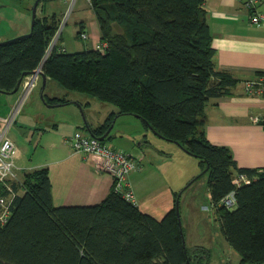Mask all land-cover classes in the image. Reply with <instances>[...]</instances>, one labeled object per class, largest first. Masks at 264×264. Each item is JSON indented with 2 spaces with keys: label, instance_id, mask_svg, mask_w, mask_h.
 <instances>
[{
  "label": "trees",
  "instance_id": "obj_1",
  "mask_svg": "<svg viewBox=\"0 0 264 264\" xmlns=\"http://www.w3.org/2000/svg\"><path fill=\"white\" fill-rule=\"evenodd\" d=\"M205 3L90 0L100 42L108 47L63 52L59 34L43 72L66 91H76L80 83L85 94L115 108L104 124L91 129L94 135L103 136L116 118L135 116L150 129L147 121L154 134L199 158L202 172L208 167L203 175L208 176L224 237L241 256V264H264V173L239 168L227 147L210 143L205 135L210 100L227 95L237 83L217 68ZM60 24L58 14L37 15L30 38L0 46V92L12 93L23 74L39 67ZM82 30L80 26V39ZM44 101L69 103L46 94ZM239 174L250 182L235 185ZM9 183L15 196L10 219L0 226V264L207 263L205 251L186 247L176 208L179 193L174 207L157 220L117 193L114 185L97 205L55 206L47 168ZM9 194L8 186L0 183V197ZM231 194L235 204L227 207L222 201Z\"/></svg>",
  "mask_w": 264,
  "mask_h": 264
},
{
  "label": "crops",
  "instance_id": "obj_2",
  "mask_svg": "<svg viewBox=\"0 0 264 264\" xmlns=\"http://www.w3.org/2000/svg\"><path fill=\"white\" fill-rule=\"evenodd\" d=\"M86 1L91 6L90 2ZM69 7L70 0H51L44 1L42 4L46 15L58 14L59 17L65 16ZM205 7L213 36V47L216 50L217 68L232 74L237 81L227 95L210 100L206 109L205 135L210 143L227 147L239 168L252 169L260 175L264 173V123L259 121L264 118V90L258 86L253 93H247L245 81L264 80V21L253 23L252 14L244 6V0H206ZM81 26L82 32L87 33L85 25ZM59 46L63 52H68L65 44ZM93 46L86 49H95ZM50 83H53L52 88ZM42 86L43 78L21 105L20 113L8 131V136L17 147L14 157L18 169L17 180L14 181L23 180L26 173L47 168L55 206L97 205L110 193L114 179L110 174L97 169L92 156L75 152L69 146L67 140L75 131L80 130L89 134L82 116H79L77 111H72L69 119H66L69 124L76 126L72 132L64 134L62 139L55 143L45 140L48 135L45 137L44 133L57 130L58 126L56 119L44 114L45 111L73 103L72 101L67 104L45 103L42 97L44 94L47 98L67 100V95L71 91H66L48 77L45 90ZM38 90L40 93H36ZM36 94L39 96L36 97ZM21 99L22 85L15 94L0 92V129L4 127L3 120L12 115L13 109L18 106ZM107 106V111L100 115H94V112H89L87 109L86 119L91 129L104 124L114 111L115 108L112 105L107 103ZM136 126L133 134L128 135L121 131L123 135L120 139H116L114 125L112 137L106 143L139 160L140 169L129 174V183L134 197L142 212L161 220L174 207L176 195L183 185L182 179L172 177V181H176L172 184L168 177L172 171L171 164L176 165L173 158L179 145L159 136L149 135L150 138L145 141V144L140 142L138 145L142 150L136 149L134 140L145 136L144 129L152 132L145 124L144 129L140 124ZM11 130L14 131L13 136L10 133ZM113 139H116L117 144L111 143ZM130 140L133 141L130 142ZM34 147L36 152L42 150L49 153V159L42 161L37 157L35 161L31 157ZM178 173L180 177H185L181 169H178ZM9 181L7 186H10ZM135 187L139 188L141 195L136 193ZM205 188L207 195L204 201H208L210 191L207 184ZM186 190L181 191L184 193ZM18 194L23 195L24 190L20 189Z\"/></svg>",
  "mask_w": 264,
  "mask_h": 264
},
{
  "label": "rangeland",
  "instance_id": "obj_3",
  "mask_svg": "<svg viewBox=\"0 0 264 264\" xmlns=\"http://www.w3.org/2000/svg\"><path fill=\"white\" fill-rule=\"evenodd\" d=\"M35 1L36 0H0L1 41L30 32L32 20L29 12L33 8ZM43 3L44 2H42L39 6L37 14L38 17L45 14L42 9ZM76 5L77 6L74 7L70 6L66 15L60 17V28L61 26H63V28L61 29L58 43L65 44L68 52L71 53L80 52L92 45H94L93 47L95 49H98L101 45V32L95 12L86 0H77ZM5 18H7V21ZM82 24L85 25V30L89 36L87 41H83L78 38V31ZM49 85L52 88L53 83H50ZM36 93H40V91L38 90ZM38 96L39 95L36 94V97ZM67 98L70 102H78L79 100V104H81L82 109L76 104H69L65 107L46 110V113L44 114L50 115V118L54 117L58 124L57 130L44 133L45 137L48 135L45 139L46 141L50 140L54 143L58 142L62 139L64 134H69L73 129H75L76 126L69 124V121L66 120L67 118L69 119L72 111H77L79 116L81 115L85 122L88 116L87 109H89V112H94V115L103 114L104 111H107L108 109L107 102L102 100L100 101L94 96L85 94L80 83L76 91L68 93ZM136 124H140L144 129V123L138 117L122 116L116 119L114 129L115 134L117 135L116 139H120L121 135H123L121 134V131H124V133L128 135L133 134L137 127ZM11 131L12 132L10 133L13 136L14 131ZM144 131L146 133L145 136L141 139L134 140V146L136 149H141L138 145L140 142L145 144V141L150 138L149 135L152 137H158L157 134H152V132H149L148 130L144 129ZM116 139L111 140V143L114 145L117 144ZM132 141L133 140H130V142ZM41 144L43 145L42 142ZM175 152L173 160L176 165L173 163L171 164L172 171L169 173L168 177L172 184L173 182H176L172 181V177L174 178L176 176L178 180L182 179L183 185L181 190H186L188 188L184 193L181 190L179 191V193L182 192L179 197V205L186 247L189 251H196L197 249L205 251L207 254L206 264H241V256L232 248L221 231L216 208L212 205V198L209 196L208 201H204V197L207 195V193H205V190H207L205 187L208 182V176L202 175L199 177L202 173L200 159L196 156L188 154L180 146ZM49 155V153L43 152L42 150H38L36 152V148L34 147L31 157L34 158L35 161L37 157H39L42 161H46L49 159ZM178 169L182 170L185 177L182 178L179 176ZM179 185L180 182L178 181V186ZM135 191H137L136 193H139V188L135 187ZM139 195L141 194L139 193ZM206 260L204 259V263Z\"/></svg>",
  "mask_w": 264,
  "mask_h": 264
},
{
  "label": "built area",
  "instance_id": "obj_4",
  "mask_svg": "<svg viewBox=\"0 0 264 264\" xmlns=\"http://www.w3.org/2000/svg\"><path fill=\"white\" fill-rule=\"evenodd\" d=\"M90 2V0H88ZM77 0H70V6L74 7ZM244 6L252 14L253 23H260L264 21V0H244ZM62 27V26H61ZM61 28L59 29V32ZM59 32L50 48L47 50L41 64L30 75H27L22 81V99L18 106L13 109V113L7 119H4V127L0 129V183L8 184V181L17 180L18 166L15 161V151L17 147L8 136V131L16 120L17 115L20 113L21 105L25 99L33 92L42 78L44 62L49 57L53 46L57 43ZM81 37L83 40L88 39V34L82 32ZM108 47L106 42L101 43L100 49L105 51ZM258 86L264 90V80L250 79L245 81V88L247 93H253L258 89ZM264 123V118L259 119ZM69 146L75 151L84 155L92 156L95 166L99 171L110 174L114 181L115 191L121 193L126 200L133 204H137L129 183V174L132 171L140 169L139 160L133 158L129 154L114 149L108 144L103 143L86 134L83 131H76L67 140ZM250 178L247 175L239 174L235 177L234 183L237 186L249 183ZM10 194L8 196L0 197V226L4 227L11 217L12 199L15 196L11 186H8ZM227 207H232L235 204L234 194L229 195L222 201Z\"/></svg>",
  "mask_w": 264,
  "mask_h": 264
},
{
  "label": "water",
  "instance_id": "obj_5",
  "mask_svg": "<svg viewBox=\"0 0 264 264\" xmlns=\"http://www.w3.org/2000/svg\"><path fill=\"white\" fill-rule=\"evenodd\" d=\"M42 0H36L35 3H34V6L32 8V16H31V31L27 34H24V35H20V36H17V37H14V38H11V39H7V40H4V41H1L0 42V46L2 45H6V44H11V43H14V42H17L19 40H23V39H26V38H30L32 35H33V30H34V27H35V23H36V18H37V14H38V9H39V5L41 3ZM31 73L29 74H23V77L27 76V75H30ZM23 77L21 78V80L19 81L18 83V86L17 88L12 92L13 94L17 93L21 87V84H22V81H23ZM42 78H43V90H45L46 88V83H47V76L45 74H42ZM42 97L44 98V96L42 95ZM73 104H76L79 106V108L82 109L81 105L78 103V102H72ZM51 106V105H49ZM145 123L148 125V127L151 128V126L149 125V123L147 121H145ZM114 125H115V121L114 123L111 125V127L108 129V131L103 135V136H96L92 133L91 131V127L90 125L88 124L87 120H85V127L87 129V132L90 134V136L94 137V138H97L98 140L100 141H103L107 138V136L109 135V133L113 130L114 128ZM156 133V132H155ZM158 136H160L158 133H156ZM161 137V136H160ZM208 170V167L206 170H204L200 175H203L207 172ZM193 183V182H192ZM181 193H179V197L181 196ZM176 208H177V212L178 214L180 215V205H179V201L176 202ZM180 224H181V220H180ZM182 226V224H181Z\"/></svg>",
  "mask_w": 264,
  "mask_h": 264
}]
</instances>
